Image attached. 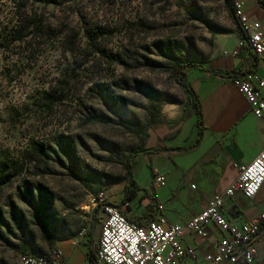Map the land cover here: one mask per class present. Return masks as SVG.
I'll return each instance as SVG.
<instances>
[{
	"label": "rangeland",
	"instance_id": "1",
	"mask_svg": "<svg viewBox=\"0 0 264 264\" xmlns=\"http://www.w3.org/2000/svg\"><path fill=\"white\" fill-rule=\"evenodd\" d=\"M18 13L10 0H0V161L23 169L1 198L0 213L13 227V216L26 226L9 235L0 231V264H17L23 234L35 252L50 251L35 218L37 207L51 215L59 231L78 234L90 222L100 192L122 198L125 158L144 149L146 135L89 117H125L150 128L165 118V108L180 110L186 101L173 79L174 61L208 68L214 56L240 47L233 43L236 28L223 0H76L49 6L31 0L26 25L42 20L43 35L34 27L25 41L13 42ZM228 42L230 50L223 48ZM184 83L189 85L188 76ZM52 89L62 100H46ZM180 128L179 140L199 132L193 116ZM33 142L52 154L50 171L36 168ZM69 143L77 159L60 165L57 155ZM147 169L135 165L143 187Z\"/></svg>",
	"mask_w": 264,
	"mask_h": 264
},
{
	"label": "crops",
	"instance_id": "2",
	"mask_svg": "<svg viewBox=\"0 0 264 264\" xmlns=\"http://www.w3.org/2000/svg\"><path fill=\"white\" fill-rule=\"evenodd\" d=\"M244 12L251 20L259 21L264 30V10L259 7L258 0H244ZM234 42L235 46L240 43L238 36ZM233 47L229 42L223 46L228 50ZM209 63L212 66L208 68L232 74L264 75L260 59L251 48L243 46L235 52L218 54ZM186 76L201 112L197 137L179 140L183 120L190 116L196 119L192 105L186 110L185 101L180 110L174 106L165 108V118L151 125L147 131L144 149L151 151L143 152L135 162V165H147L144 173L148 181L144 187L156 197V206L162 205L158 215H164L168 223L182 226L206 207L210 197L225 192L237 179L233 164L251 163L264 148L263 126L252 113L246 98L234 87L233 77L224 78L201 70H190ZM168 138H175L170 146L164 144ZM156 172L165 176L166 185L154 192L151 184ZM137 177L138 184L142 186ZM138 201L134 198L128 202L132 204V210L127 214L140 215L143 212L148 200ZM118 202L108 196V203L117 205ZM125 209L122 206L119 210L126 213ZM223 213L234 225L264 214V185L252 200H247L240 193L226 199ZM207 230L209 235L203 238L184 229L182 243L197 250L199 258L213 253L215 241L224 236L223 231L212 223L207 225ZM100 232L101 227L96 223L94 230L82 238L73 233L58 235L50 251L61 249L67 264H90L87 252L96 253ZM256 246L258 255L254 264H264V226ZM186 262L193 264L191 259Z\"/></svg>",
	"mask_w": 264,
	"mask_h": 264
},
{
	"label": "built area",
	"instance_id": "3",
	"mask_svg": "<svg viewBox=\"0 0 264 264\" xmlns=\"http://www.w3.org/2000/svg\"><path fill=\"white\" fill-rule=\"evenodd\" d=\"M244 0H235V10L242 30L247 34L249 47L264 66V30L259 21L251 20L244 12ZM240 46L243 44L240 42ZM234 87L246 98L254 116L264 129V75L241 72L232 80ZM237 179L223 193L214 194L206 207L191 218L185 226L168 223L161 213L143 226L129 222L121 212L108 203V195L102 191L94 200L92 211L101 225L95 264H254L257 260V241L264 226V214L234 225L223 213L225 201L235 193L247 200L254 199L264 185V148L249 164H233ZM166 185L165 176L156 172L152 191ZM192 189L195 186H191ZM162 205L158 206L161 212ZM92 219V217H91ZM90 222L78 233L82 238L90 230ZM216 225L224 236L215 241L214 252L199 258L197 250L182 243L184 229L206 238L207 225ZM17 264H67L61 249L55 248L41 255L22 252Z\"/></svg>",
	"mask_w": 264,
	"mask_h": 264
},
{
	"label": "trees",
	"instance_id": "4",
	"mask_svg": "<svg viewBox=\"0 0 264 264\" xmlns=\"http://www.w3.org/2000/svg\"><path fill=\"white\" fill-rule=\"evenodd\" d=\"M14 5L16 10L19 12L18 16H16V24L14 25L13 31L11 32V38L13 42H23L25 41L29 36H31L33 33L32 31L34 30L35 27V32L42 36L43 35V28L44 24L42 20H35L34 26L30 27L27 24L28 20V7L29 4L31 3V0H10ZM35 3L44 5V6H49L51 4H56V5H64L66 3H71L76 0H33ZM225 9L228 13V16L232 20V22L235 25L236 28V34L238 38L240 39V42L243 44V47L249 48V41H248V36L247 34L242 30V32H239L238 30V25L241 27V24L238 20V17L236 15V10H235V0H223ZM258 5L261 9L264 10V0H258ZM37 18L36 16H34ZM236 19V22L234 21ZM48 31L49 28L46 26L45 27ZM174 71V81L175 83L183 90L185 97H186V105L185 108L187 110V107L192 105L195 114H196V123L199 125L201 121V112L200 109H198L197 103H196V96L192 88L184 83V79L187 75V70H201V71H206L211 74H216L224 78H229L233 77L236 78L239 76V74H232L226 71H219V70H214L212 68H206L202 65V63L196 62V61H187V60H176L173 62V65L171 67ZM102 95H106V91L100 93ZM51 100H62L61 95L58 94L57 90L52 89V92L49 94H46V100L50 101ZM51 102V101H50ZM92 120V121H91ZM88 121L95 123H104V124H109V123H116L122 126L124 129L129 130L132 133H137L139 135H147L148 131V126L143 125L141 123L134 122L132 120H129L125 117H119L117 121H110L104 118H96V119H90L88 118ZM151 150H146V149H137L130 151L128 156L125 158V166H126V171H127V177H126V182L123 186V189L121 191L122 198L118 202V204L114 203H109L110 205L114 206L118 210L122 206H127L128 202L132 201L134 198L142 201L144 199L148 200V203L145 205L143 212L140 215H129L127 213L121 212V214L129 221L132 223H135L139 226L145 225L147 222H150L154 220L157 215H158V206L156 203V197L153 196L149 192V189L142 187L138 184L136 178H135V158H137L139 155H141L143 152H150ZM155 151V150H153ZM32 154L33 158L36 159L37 166L36 168H45V170L50 171L51 167L50 165H47L48 163L52 161V154H50L48 151L44 149L43 146L40 144L33 142L32 143ZM56 159L58 162H60V165H66L67 160L72 159V161H75L77 159L76 155V147L69 143L67 144L63 149L62 152L57 155ZM56 161V162H57ZM42 163H45V165H41ZM23 172L22 166L16 165L14 163H10L8 161H0V200L3 197L7 187L13 183V178L17 177L18 175ZM85 184V182H84ZM103 189V187L101 186ZM97 189H94L96 191ZM139 192L141 193V196L138 195ZM150 193V194H149ZM97 209L93 211L92 214V219H91V226H90V233L94 230V227L97 223L95 214H96ZM35 218L38 221V226L40 229V233L43 239H45L50 245H53L55 237L58 235H63L67 233H73L74 230L72 229H67L64 232L59 231L55 227L52 226L53 223V218L51 215H48L43 208H38L35 211ZM13 221L16 222V228L12 226L11 222L5 217L2 216L0 213V231L4 230L5 235L13 234L16 232V229L18 230H24V227L26 226L24 223V220H22L19 216H13L11 217ZM93 220V222H92ZM21 251L19 252H32L36 254H47V253H37L33 250L30 241L26 238V235L23 234L19 237L18 239ZM18 254V255H19ZM87 257L89 259L90 264H95L96 263V253L94 254L93 252H87Z\"/></svg>",
	"mask_w": 264,
	"mask_h": 264
},
{
	"label": "water",
	"instance_id": "5",
	"mask_svg": "<svg viewBox=\"0 0 264 264\" xmlns=\"http://www.w3.org/2000/svg\"><path fill=\"white\" fill-rule=\"evenodd\" d=\"M234 21L236 22V24H237V21H236V19H234ZM238 25V24H237ZM238 30H239V32H242V27H240L239 25H238Z\"/></svg>",
	"mask_w": 264,
	"mask_h": 264
}]
</instances>
